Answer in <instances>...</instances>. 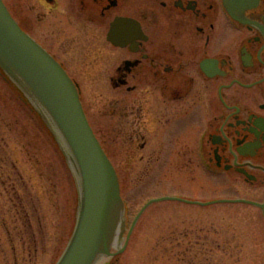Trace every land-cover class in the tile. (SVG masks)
I'll list each match as a JSON object with an SVG mask.
<instances>
[{"label":"flooded vegetation","instance_id":"1","mask_svg":"<svg viewBox=\"0 0 264 264\" xmlns=\"http://www.w3.org/2000/svg\"><path fill=\"white\" fill-rule=\"evenodd\" d=\"M34 2L30 10L38 8L41 23L52 17L57 26L70 25L61 48L33 35L34 16L20 20L6 5L68 73L53 51L86 55L82 63L95 81L105 78L101 86L121 91L110 109L128 147H197V165L214 181L229 174L264 187V0ZM168 196L194 202L188 205L210 202ZM235 199L250 201L238 204L260 211L264 228V191Z\"/></svg>","mask_w":264,"mask_h":264},{"label":"rangeland","instance_id":"2","mask_svg":"<svg viewBox=\"0 0 264 264\" xmlns=\"http://www.w3.org/2000/svg\"><path fill=\"white\" fill-rule=\"evenodd\" d=\"M4 1L20 20L34 16L28 18V27L37 39L46 37L61 48L70 38V31L65 33L70 25L57 26L59 19H35L33 8H38L30 10L37 4L34 0ZM53 53L80 82L91 125L117 169L121 195L129 201L128 228L151 199L259 198L264 191L261 182L248 184L229 174L214 181L197 165V147H128L130 141L119 133L118 116L110 109L121 91L101 86L105 78L95 81L82 63L86 55L78 59L76 51ZM58 140L0 68V264H57L74 234L81 186ZM262 222L260 211L244 204L157 202L143 214L125 252L112 264H264Z\"/></svg>","mask_w":264,"mask_h":264},{"label":"water","instance_id":"3","mask_svg":"<svg viewBox=\"0 0 264 264\" xmlns=\"http://www.w3.org/2000/svg\"><path fill=\"white\" fill-rule=\"evenodd\" d=\"M0 66L44 114L79 175L82 201L78 223L58 264H95L104 255L112 256L111 244L122 212L116 169L89 124L75 83L19 26L3 0Z\"/></svg>","mask_w":264,"mask_h":264}]
</instances>
